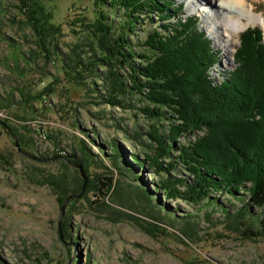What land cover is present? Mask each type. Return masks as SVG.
<instances>
[{
    "label": "rangeland",
    "instance_id": "obj_1",
    "mask_svg": "<svg viewBox=\"0 0 264 264\" xmlns=\"http://www.w3.org/2000/svg\"><path fill=\"white\" fill-rule=\"evenodd\" d=\"M37 1L59 27L57 41L48 47L53 55L47 59L20 11L21 2L0 0V122L31 141L30 155L66 156L75 150L88 168V183L83 196L66 203L61 217L64 201H59L55 190L30 184L29 178L38 169L44 177L64 173L76 182L81 179L77 168L62 158L44 165L18 154L13 138L0 125V153L6 162H0V264H264V239L249 232L243 235L245 227L239 228L238 219L232 216L240 209V201L224 194L212 196L230 212L232 217H228L222 209L207 206V201L191 205L164 199L154 190L158 177L148 168L130 164L134 154L139 159L144 153L153 155L147 136L153 121L141 115L139 101L129 98L124 103L127 108L100 106L96 93L74 85L63 73L61 56L80 42L81 24L90 25L98 18L93 0ZM171 2L175 7L184 5L179 13L183 20H198V33L206 35L218 59L210 76L221 81L237 68L234 54L243 32L251 27L264 36L262 25L248 23L244 17L247 10L239 13L244 23L237 39L231 30L216 31L217 23L210 20L213 9L210 13L197 3L192 7L193 0ZM204 2L218 9L222 5L219 0ZM245 5L264 17V0H246ZM140 17V23L147 24L136 29L133 40L138 44L151 23H164L155 15L151 21L146 15ZM84 50L90 53V49ZM99 75L95 82L86 78L85 83L101 94ZM53 81L57 83L55 94L44 96L45 85ZM204 133L181 136L175 146L194 144ZM82 143L85 156L79 149ZM108 178L112 180L110 190L102 185ZM250 209L252 214L258 213L252 206Z\"/></svg>",
    "mask_w": 264,
    "mask_h": 264
},
{
    "label": "trees",
    "instance_id": "obj_2",
    "mask_svg": "<svg viewBox=\"0 0 264 264\" xmlns=\"http://www.w3.org/2000/svg\"><path fill=\"white\" fill-rule=\"evenodd\" d=\"M19 1L20 11L34 30L39 48L46 53L45 59L49 58L53 54L48 47L57 41L55 33L59 32V27L52 23L53 15L40 1ZM93 2L98 7V18L90 25L81 24L80 42L61 56L65 76L74 85L96 93L100 106L125 108L129 98L142 104L139 112L153 121L147 133L153 155L144 153L139 159L134 154L130 156V164L138 169L148 168L158 177L154 190L162 193L164 199L183 200L191 205L207 201V206H216L229 217L230 212L212 197L227 195L241 202L240 209L232 216L238 219L239 228L245 227L242 234L249 232L264 239V36L261 31L250 27L241 35L234 54L237 68L227 72L221 81L210 76L218 59L206 35L198 33V20L193 17L183 20L179 16L184 5L175 7L171 0ZM171 13L176 15L173 17ZM144 15L150 21L155 15L164 23H151L138 44L133 39L138 35L136 29L147 24L140 23V16ZM114 18L122 19L114 23ZM84 48L90 49V53ZM97 75L103 85L101 94L85 83L86 78L95 82ZM56 84L53 81L45 85L43 95L55 94ZM5 125L8 126L5 134L29 152L31 141L26 142L15 128ZM195 131H205V135L194 144L175 146L181 136L193 135ZM79 149L85 156L84 143ZM114 149L118 151L115 143ZM174 151L177 155H173ZM63 157L72 167L81 163L88 176V168L75 150ZM0 162L6 163L1 153ZM174 171L178 174L172 175ZM181 171L187 172L189 178ZM58 175L44 177L35 169L29 183L50 186L62 203L68 196L79 193L83 180L78 177L75 182L64 173ZM106 181L102 185L110 190L112 180ZM250 206L258 213L252 214Z\"/></svg>",
    "mask_w": 264,
    "mask_h": 264
},
{
    "label": "bare ground",
    "instance_id": "obj_3",
    "mask_svg": "<svg viewBox=\"0 0 264 264\" xmlns=\"http://www.w3.org/2000/svg\"><path fill=\"white\" fill-rule=\"evenodd\" d=\"M194 3L192 4V7H196L197 4L203 5L205 8L210 10L213 9L214 13L211 14L213 17L210 19L211 23H217L216 25V31L219 33L220 29L224 31L231 30L235 32L236 38L238 39V35L242 30V23H244L240 17L239 13H242L244 10H247L244 14V17H247L249 19L248 23H254V24H260L264 27V17L262 14H257L255 11V8L253 6H250L249 8L245 5L246 0H219L222 2V5L219 6V9L215 6H211V4H207L204 2V0H193ZM197 3V4H195ZM191 5V4H190ZM215 8V9H214ZM248 8V9H247ZM223 10V11H222ZM243 14V15H244ZM208 19V21H209ZM220 22V23H219ZM218 23L222 25V27L218 26ZM249 29V28H248ZM213 34V32L211 31ZM223 35V34H222ZM226 36V34H225Z\"/></svg>",
    "mask_w": 264,
    "mask_h": 264
},
{
    "label": "water",
    "instance_id": "obj_4",
    "mask_svg": "<svg viewBox=\"0 0 264 264\" xmlns=\"http://www.w3.org/2000/svg\"><path fill=\"white\" fill-rule=\"evenodd\" d=\"M0 125L4 127L5 132L6 131L8 132V126H6L3 122H0ZM13 144L16 147L18 154L20 153L21 155L29 158L31 161H36V162H39V163H43L44 165L46 163H50V162H53L55 160H59L61 158H64L62 155H59V157L53 156V157H48V158L44 159L42 157L30 155V153H28V151H24L23 149H21L20 148V145L18 144V142H17L16 139H13ZM75 168H77V170L79 171L80 177L83 180L82 181V186H81V189H80V191H79L78 194L71 195L70 197L68 196L64 200V202L62 204V207H61V217L63 215V212H64V209H65L66 203L67 202L69 203L72 199H78L81 196H83L82 194H84L85 189H86V186H87V183H88V178H87V176H85V173H84L82 164L81 163H78L77 165H75Z\"/></svg>",
    "mask_w": 264,
    "mask_h": 264
},
{
    "label": "built area",
    "instance_id": "obj_5",
    "mask_svg": "<svg viewBox=\"0 0 264 264\" xmlns=\"http://www.w3.org/2000/svg\"><path fill=\"white\" fill-rule=\"evenodd\" d=\"M44 137V136H43ZM44 139H45V137H44Z\"/></svg>",
    "mask_w": 264,
    "mask_h": 264
}]
</instances>
